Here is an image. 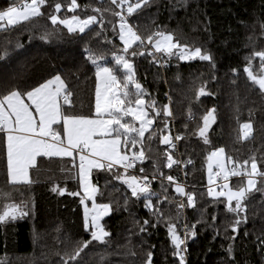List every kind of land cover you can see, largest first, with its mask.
Instances as JSON below:
<instances>
[{
  "label": "trees",
  "instance_id": "1",
  "mask_svg": "<svg viewBox=\"0 0 264 264\" xmlns=\"http://www.w3.org/2000/svg\"><path fill=\"white\" fill-rule=\"evenodd\" d=\"M19 2L21 0H0V10ZM61 2L66 4L68 0ZM77 2L81 8L76 13L62 9L59 15L70 17L79 14L83 18L87 14H95L99 19L100 14L91 11L93 7L118 11L110 0ZM103 15L106 27L101 35L88 36L89 29L84 34V40L80 39V34L68 33L62 25L52 26L46 17L37 18L38 25H47L49 29L55 27L60 33V38L50 43L38 39L43 30L39 26L23 32L20 31L23 25L0 28V51L5 44L13 48L16 40L23 44V48L17 50L11 59L0 62V92L13 85H31L42 78L59 74L72 92L71 111L77 114L93 113L95 69L82 55L85 43L96 48L97 41H101L99 47L109 49L113 46L104 45L103 41L111 40L116 47L121 46L111 30L112 25L108 24L109 20L115 23L118 17L108 12ZM129 19L142 34L146 35L157 28L173 32L180 41L201 46L213 57L214 67L207 61L180 62L173 59L164 69L155 65L146 54L132 58L136 79L157 104L169 103L171 98L169 107L173 116L168 118L169 127L173 124L183 137L179 142L181 160L192 161L190 166L184 164L187 173L185 181L188 191L196 193L197 207L184 209L180 218V222L186 218L189 225L196 224L195 237L186 241V264H264V191L254 189L249 193L245 200L248 206L245 213L247 220L239 225L234 240L228 239L233 235L228 227L231 214L226 212L223 204L213 203L206 195L207 156L211 151L223 147L226 156L231 155L234 160L240 161L255 155L259 162L264 157V128L261 127L264 125V96L250 85L243 73L245 57L253 48L264 49V35H261L264 0H151L150 6L141 11L138 17L134 14ZM92 27L100 31L98 25ZM30 36L33 39L29 43ZM103 63L114 66L110 55ZM253 63L254 70H258V60ZM232 69L237 70L235 75ZM202 85L211 95L201 96L197 100L195 93ZM212 108L216 109V120L207 132L209 144L206 145L196 131L202 125V115ZM190 113L192 119H189ZM249 120L253 122L252 137L242 140L239 138L240 125ZM160 126V118H157L153 127ZM148 135H145V155L148 158L143 165L134 169L135 173L139 174L138 169L143 166L145 174L151 176L155 161L163 173L176 175L181 180L180 166L174 165L172 169L163 167L161 153L167 147L159 144L160 133L157 132L151 141H148ZM177 156L178 153H174L175 159H178ZM259 166L264 170V164ZM70 168L68 158H39L37 167L30 169L33 183L12 185L7 180L6 157L0 142V191L9 193L11 200L7 202H23L29 206L28 216L0 225V264H58L57 253L71 250L76 243L88 238L89 233L83 229L80 198L67 194L59 196L51 191L54 183L69 191L79 190L75 170L69 173ZM93 177V182L98 181L103 192V196L97 194L96 201L112 203L113 211L102 220V225L112 234L109 238L111 244L107 248L96 242L90 244L81 253L82 264H143L149 250L153 253V264H173L175 258L164 224L149 227L148 233L138 232L139 225L135 221H152L143 201L130 198L127 210H124V207H118V202L122 205L125 195L130 197L126 187L108 173L97 174L94 171ZM243 179L231 180L230 186L237 185ZM262 179L257 178V189L262 187ZM160 184V180H153L152 190L160 192ZM167 195L175 196L171 186ZM3 202L0 200V203ZM160 208H167L174 214V205L165 202L160 204ZM197 209H203V215ZM213 215L216 217L215 231L210 227ZM229 244L233 247L231 256L226 252ZM131 252L135 255L128 254ZM101 255L104 256L103 260Z\"/></svg>",
  "mask_w": 264,
  "mask_h": 264
},
{
  "label": "snow or ice",
  "instance_id": "2",
  "mask_svg": "<svg viewBox=\"0 0 264 264\" xmlns=\"http://www.w3.org/2000/svg\"><path fill=\"white\" fill-rule=\"evenodd\" d=\"M151 0H110L112 8L93 7L95 14H87L83 18L79 14L70 17H61L62 9L69 13H76L81 5L77 0H68L66 4L61 0H23L22 3L11 4L0 10V28L8 29L23 25L20 29L32 31L36 27H42L38 39L44 43H50L60 38L59 31L47 25H38L37 18L50 21L52 26L62 25L67 32L80 34L84 40L86 30L88 36L95 34L100 36L105 29L104 12L110 13L118 20L112 25L115 39H118L120 47H116L111 40H104V45H112V48H100L101 41H97V47H89L87 43L82 51L84 59L95 69L96 87L94 112L91 114H77L72 109L69 90L61 75L54 74L51 78H42L36 83L26 86L13 85L4 92H0V142L3 144L6 157L7 180L12 185L32 184L30 169L38 165L39 158H68L71 168L69 173L75 170L79 190L69 191L66 187L54 183L51 191L59 196L67 194L79 197V203L84 208L83 229L89 233L87 239L79 241L71 250L57 253L58 264H82L81 253L90 244L96 242L106 248L111 244V233L100 223L103 217L113 211L112 203H97L96 196L103 192L98 181L93 182V172L111 174V178L119 181L126 187L130 197L125 195L123 204L127 210L130 198L142 200L143 206L152 217L142 221H135L139 225V233H148V228H155L158 224H164L166 235L172 246V255L175 258L173 264H186V241L196 235V224L189 225L186 218L180 222L184 209H196V193L186 191V183L176 175L165 174L153 162L151 178L145 174V168L141 166L138 173L129 170L136 168L137 163L143 165L145 155V134L149 133L148 141L157 134L159 144L166 145L163 156V167L172 169L174 165L182 166L192 161H181L174 158L176 143L183 137L180 134H172L169 128V117L173 113L169 103L158 105L154 97H151L143 85L136 79V69L133 59L137 56L152 58L155 65L164 67L173 59L180 62L207 61L214 67L213 57L201 46H193L180 41L173 32L157 28L149 33L142 34L138 26L129 18L134 14L139 15ZM87 11V6H85ZM98 25L100 31L93 28ZM261 35H264V24H261ZM33 39L29 37V43ZM10 44L11 41H8ZM23 44L15 41L13 48L5 44L0 51V62H6ZM159 54V55H157ZM111 56L114 66L103 63ZM258 60V70H254V61ZM243 73L251 86L259 90L264 96V49L253 50L245 57ZM235 75L237 70L232 69ZM167 95V94H166ZM211 95L205 86H200L195 93L199 100L201 96ZM148 97V99H145ZM68 107L65 108L64 106ZM216 109L207 110L202 115V125L198 127V135L204 144H209L207 132L215 123ZM160 118V127L153 125ZM189 119H192L191 113ZM55 126V127H54ZM264 128V125H261ZM253 122L249 120L240 125V139L247 140L252 137ZM78 161V163H77ZM264 164V157L258 162L255 155L243 161L234 160L231 155L225 154L223 147L211 151L207 156V192L213 203H221L227 213L231 214L228 227L231 228L235 239L239 225L245 223L247 205L245 200L254 189L264 191V179L262 187L257 189V177L264 178V170L259 166ZM122 170V171H121ZM186 175V174H185ZM231 177H243L237 185L230 186ZM160 179V192L152 190L153 180ZM165 181L167 184H165ZM171 186L175 196L167 195ZM203 195V193H202ZM179 197V199H177ZM155 198V203L153 202ZM222 198V199H221ZM0 225L15 222L29 215L27 204L7 202L11 200L8 192L0 191ZM91 202L89 206L88 202ZM174 205L173 211L167 208L161 209L160 204ZM203 215V209H197ZM167 213V215H166ZM213 224L210 227L216 230L215 215L212 216ZM199 222V221H198ZM182 230V233H181ZM227 231V228L225 229ZM150 234V233H149ZM264 243V241H262ZM154 247V246H153ZM226 252L232 255L233 247L228 245ZM135 255L134 252L128 253ZM127 255V254H125ZM104 256L101 255V260ZM143 264H153L152 251L146 252Z\"/></svg>",
  "mask_w": 264,
  "mask_h": 264
},
{
  "label": "built area",
  "instance_id": "3",
  "mask_svg": "<svg viewBox=\"0 0 264 264\" xmlns=\"http://www.w3.org/2000/svg\"><path fill=\"white\" fill-rule=\"evenodd\" d=\"M23 2V0L21 1V2H19V3H22ZM162 69H164L165 67H161ZM170 130L172 131V134L173 135H175V134H178L177 133V130H176V128H175V126L172 124L170 127ZM175 143H176V149L174 150V153H178V159L179 160H181V158H180V155H179V142L180 141H174ZM182 161V160H181ZM141 164H139V163H137V165H136V168L137 167H139ZM188 166H190L191 164H187ZM135 169V168H134ZM134 169H131V170H129L131 173H135V171H134ZM180 170H181V172H180V176H181V181H183L184 183H186V181H185V177H186V175L185 174H187L186 173V170H185V165H182V166H180ZM150 178H151V176H149ZM157 180H160V179H157ZM166 182V181H165ZM167 183V182H166ZM186 185H187V183H186ZM186 191H188V186L186 187Z\"/></svg>",
  "mask_w": 264,
  "mask_h": 264
},
{
  "label": "rangeland",
  "instance_id": "4",
  "mask_svg": "<svg viewBox=\"0 0 264 264\" xmlns=\"http://www.w3.org/2000/svg\"><path fill=\"white\" fill-rule=\"evenodd\" d=\"M146 134H147V133H146ZM146 134H145V135H146ZM225 154H226V153H225ZM241 178H243V177H231V178H230V181L233 180V179H241ZM257 178H258V177H257ZM257 178H256V179H257ZM206 182H207V186H208V180H207V166H206ZM237 183H238V182H237ZM237 183H236V184H237ZM88 203H89V206H90V205H91V202L89 201ZM97 203H98V202H97ZM82 211H83V216H84V208H83V206H82ZM105 217H106V216H105ZM103 218H104V217H103ZM102 220H103V219H102ZM102 220L100 221L101 224H102Z\"/></svg>",
  "mask_w": 264,
  "mask_h": 264
},
{
  "label": "water",
  "instance_id": "5",
  "mask_svg": "<svg viewBox=\"0 0 264 264\" xmlns=\"http://www.w3.org/2000/svg\"><path fill=\"white\" fill-rule=\"evenodd\" d=\"M163 147H167L166 145H162Z\"/></svg>",
  "mask_w": 264,
  "mask_h": 264
},
{
  "label": "bare ground",
  "instance_id": "6",
  "mask_svg": "<svg viewBox=\"0 0 264 264\" xmlns=\"http://www.w3.org/2000/svg\"><path fill=\"white\" fill-rule=\"evenodd\" d=\"M22 1V0H21Z\"/></svg>",
  "mask_w": 264,
  "mask_h": 264
},
{
  "label": "crops",
  "instance_id": "7",
  "mask_svg": "<svg viewBox=\"0 0 264 264\" xmlns=\"http://www.w3.org/2000/svg\"><path fill=\"white\" fill-rule=\"evenodd\" d=\"M55 127V126H54Z\"/></svg>",
  "mask_w": 264,
  "mask_h": 264
}]
</instances>
